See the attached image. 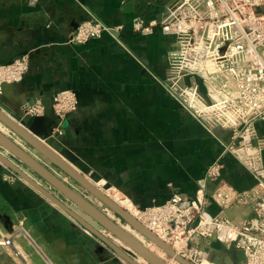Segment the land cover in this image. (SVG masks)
I'll return each instance as SVG.
<instances>
[{
	"label": "crops",
	"instance_id": "obj_1",
	"mask_svg": "<svg viewBox=\"0 0 264 264\" xmlns=\"http://www.w3.org/2000/svg\"><path fill=\"white\" fill-rule=\"evenodd\" d=\"M174 3L175 0H0V64L25 53L30 57L24 81L5 85L0 103L19 114L24 107L44 105L45 123H55L46 142L94 185L140 207L163 204L174 193L195 196L198 180L205 177L224 144L231 141L228 130L207 129L169 90L167 82L176 71L166 55L176 38L164 34L159 25L151 33L133 29L138 18L145 24L160 23ZM91 19L122 30L85 45L67 44L77 26ZM185 82L200 84L191 78ZM64 89L77 93L80 107L59 121L51 98ZM258 137H264V121L255 124L253 149L258 148ZM20 145L29 150L26 143ZM30 153L118 222L105 205L48 159L34 151ZM223 163L222 178L208 184L210 195L222 188L243 192L257 185V179L242 167L235 154L225 155ZM5 167L0 163V241L9 238L12 244L1 247L0 264H125L36 189L26 183H7L3 178ZM40 180L68 207L78 211L47 181ZM211 210L220 212L215 205ZM225 213L240 220L251 215V207L234 206ZM125 229L133 231L129 226ZM99 232L119 247H126L109 231ZM132 234L164 256L143 236ZM223 247L217 242L213 248ZM138 262L146 261L139 257Z\"/></svg>",
	"mask_w": 264,
	"mask_h": 264
},
{
	"label": "built area",
	"instance_id": "obj_2",
	"mask_svg": "<svg viewBox=\"0 0 264 264\" xmlns=\"http://www.w3.org/2000/svg\"><path fill=\"white\" fill-rule=\"evenodd\" d=\"M158 25L164 34L176 38L166 55L176 71L167 82L172 95L207 129L228 130L231 141L198 180L195 196L174 193L165 203L146 207L133 203L137 219L192 264H202L205 258L219 264L222 258L213 260L214 254L204 248V244L213 248L217 242L244 253L245 261L234 264H264V137L257 138L258 148L253 149L255 124L264 121V0H175L160 23L145 24L138 18L133 29L151 33ZM121 30L86 20L67 44L85 45ZM29 70L26 53L0 65V96L5 85L22 83ZM186 78L198 79L200 84L186 83ZM51 105L55 118L62 121L79 109L80 102L75 91L64 89L53 94ZM23 112L44 116L45 106H27ZM228 153L235 154L258 183L247 191L222 188L210 195L208 184L222 178ZM3 178L21 179L8 167ZM214 205L219 213L212 212ZM239 205L250 206L251 215L240 220L226 215V210ZM11 244V239L4 238L0 250Z\"/></svg>",
	"mask_w": 264,
	"mask_h": 264
},
{
	"label": "water",
	"instance_id": "obj_3",
	"mask_svg": "<svg viewBox=\"0 0 264 264\" xmlns=\"http://www.w3.org/2000/svg\"><path fill=\"white\" fill-rule=\"evenodd\" d=\"M45 122L46 119L44 116L34 117L26 115L24 112L19 114L0 103V123L8 130L5 133L0 129V163L19 174L43 196L84 227V229L100 239L122 260L130 264H140L136 259V257L140 256L149 264H168L165 259L158 256V254L152 251L145 243H142L136 236L128 232L124 225H120L118 222L108 218L92 203L74 191L72 186L63 182L57 174L44 166L37 157H35V154L30 152L34 151L48 159L50 163L60 169L63 174L70 177L72 181L91 194L96 200L100 201L107 209L113 211L123 222L127 223L128 226L144 236L147 243L151 242L159 247L170 259L175 260L178 264H192L190 261L177 254L170 245L149 230L125 208L108 197L102 190L96 187L56 152L45 139L49 135L48 131L55 123L46 124ZM23 143L28 145V151L20 145ZM37 175L42 180L47 181L62 194L65 199L71 201L78 208V211L68 207L59 196L53 194L41 183L36 181L38 178ZM101 229L109 231L126 247L121 248L113 241L106 238L99 232ZM236 256L238 260L245 261L242 251L236 252Z\"/></svg>",
	"mask_w": 264,
	"mask_h": 264
},
{
	"label": "rangeland",
	"instance_id": "obj_4",
	"mask_svg": "<svg viewBox=\"0 0 264 264\" xmlns=\"http://www.w3.org/2000/svg\"><path fill=\"white\" fill-rule=\"evenodd\" d=\"M16 173V172H15ZM17 174V173H16ZM21 179L19 180V181H13V182H8V181H6L7 183H9V184H11V185H15V184H18L19 182H21V183H26L27 185H29L30 187H32V188H34L32 185H30L27 181H25L19 174H17ZM37 177H39L38 175H37ZM36 181H40L39 183H42L41 182V180H40V178H37V180ZM44 181V180H43ZM35 189V188H34ZM104 191V190H103ZM39 192V191H38ZM106 194L107 193H109V192H106V191H104ZM40 193V192H39ZM62 195V194H61ZM109 195V194H108ZM110 197H112L113 198V194L111 195V193H110V195H109ZM45 197V196H44ZM63 197V196H62ZM46 198V197H45ZM47 199V198H46ZM49 200V199H48ZM50 201V200H49ZM51 202V201H50ZM116 202H118V201H116ZM55 205V204H54ZM55 206H57V205H55ZM122 206V205H121ZM58 207V206H57ZM123 207V206H122ZM111 213L113 214L112 216L114 217V218H116L117 219V221L120 223V225H124V226H126V227H128V224L127 223H125V222H123L113 211H111ZM134 231V230H133ZM131 231L132 233H134V234H136L137 232L136 231ZM139 236H140V234L139 233H137ZM142 236V235H141ZM148 244V243H147ZM148 246V245H147ZM155 246V245H154ZM105 247V246H104ZM149 247V246H148ZM150 248V247H149ZM204 248H205V251L207 250L208 252H212L213 254H214V256H213V260L215 259V258H222V259H220L221 261H219L220 263L219 264H234L235 263V261H236V259H234V260H232V257H234V256H236V252L235 251H233V250H229V249H227V248H225V247H223V249L221 248V249H213V248H211V247H209L208 245H206V244H204ZM105 249H106V251L109 253V254H111V255H115L117 258H120L115 252H113L109 247H105ZM108 249V250H107ZM151 249V248H150ZM139 257L140 256H138V257H136V259H137V261L139 260ZM121 259V258H120ZM164 259L168 262V264H178L176 261H174V260H172V259H170L166 254L164 255ZM125 264H130V263H128L127 261H124V260H122ZM234 262V263H233ZM140 264H149L148 262H140Z\"/></svg>",
	"mask_w": 264,
	"mask_h": 264
},
{
	"label": "bare ground",
	"instance_id": "obj_5",
	"mask_svg": "<svg viewBox=\"0 0 264 264\" xmlns=\"http://www.w3.org/2000/svg\"><path fill=\"white\" fill-rule=\"evenodd\" d=\"M0 129L2 130V131H4L5 133L8 131L7 129H6V127L4 126V125H2L1 123H0ZM21 141V140H20ZM93 183V182H92ZM94 184V183H93ZM96 186V185H95ZM97 187V186H96ZM99 188V187H98ZM100 190H102L101 188H99ZM103 191V190H102ZM104 192V191H103ZM105 193V192H104ZM106 194V193H105ZM110 195V193H107L106 195L108 196V197H110L109 195ZM114 197V199L112 198V197H110L112 200H116V201H118V202H116L117 204H119L120 206L122 205L123 206V208H125L129 213H131L134 217H138L139 216V214H138V211H137V209H136V207L133 205V203L131 204V203H129V202H126V201H124L123 199H122V196L120 195V194H117V195H114L113 196ZM121 206V207H122ZM130 227V226H129ZM131 228V227H130ZM132 229V228H131ZM132 230H134V229H132ZM128 231V230H127ZM135 231V230H134ZM128 232H130V231H128ZM137 232V231H136ZM131 233V232H130ZM138 233V232H137ZM140 234V233H139ZM141 235V234H140ZM144 237V236H143ZM137 238V237H136ZM145 238V237H144ZM161 239H162V237H160ZM138 239V238H137ZM163 240V239H162ZM140 241V240H139ZM1 242V241H0ZM151 243V242H150ZM154 243H151V244H149V245H153ZM155 245V244H154ZM156 246V245H155ZM157 247V246H156ZM158 249H160L159 247H157ZM152 250V249H151ZM161 250V249H160ZM153 251V250H152ZM162 251V250H161ZM155 252V251H154ZM163 252V251H162ZM156 253V252H155ZM164 253V252H163ZM158 254V253H157ZM164 255H165V253H164ZM158 256H160L161 258H163L164 259V256H162V255H159L158 254ZM142 258V257H141ZM143 259V258H142ZM175 261V260H174ZM147 262V261H146ZM202 264H211L207 259H204V261H203V263Z\"/></svg>",
	"mask_w": 264,
	"mask_h": 264
}]
</instances>
